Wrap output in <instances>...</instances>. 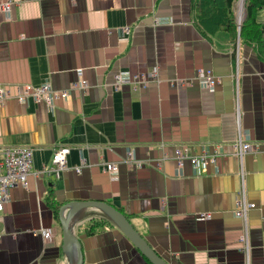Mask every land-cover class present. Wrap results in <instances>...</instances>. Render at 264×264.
I'll list each match as a JSON object with an SVG mask.
<instances>
[{
  "label": "crops",
  "instance_id": "0c3cea01",
  "mask_svg": "<svg viewBox=\"0 0 264 264\" xmlns=\"http://www.w3.org/2000/svg\"><path fill=\"white\" fill-rule=\"evenodd\" d=\"M194 2L0 0V86L10 94L0 104V147L33 149L26 184L10 189L0 211V264L67 263L49 191L58 201L111 203L169 264H245L231 144L237 136L264 143V61L226 31L207 33ZM257 20L264 26V8ZM198 69L220 77L212 90L195 80ZM154 70L158 82L132 85V75ZM118 72L123 80L115 89ZM80 76L86 92L71 89ZM176 78L193 83L176 87ZM43 82L69 89V97L51 107L15 98L23 84ZM180 144L193 154L220 145L223 155L199 170L189 162L179 168ZM60 145L70 152L55 178L44 169ZM128 154L150 165L131 166ZM106 162L118 171L106 172ZM243 167L256 204L248 215L249 264H264V152L247 154ZM88 219L75 229L82 264H150L114 225L86 233ZM42 229L52 230L50 240Z\"/></svg>",
  "mask_w": 264,
  "mask_h": 264
},
{
  "label": "built area",
  "instance_id": "2783aa9c",
  "mask_svg": "<svg viewBox=\"0 0 264 264\" xmlns=\"http://www.w3.org/2000/svg\"><path fill=\"white\" fill-rule=\"evenodd\" d=\"M5 9H8V4L3 5ZM155 24L159 23V19L156 17L154 19ZM129 29L125 28V32ZM123 73L118 72L115 75L114 88L122 83ZM195 80L199 82L200 85L212 90L215 85L220 81V77L215 75L209 69H198L196 72ZM159 81L157 77V72L154 70L151 74L146 72L136 73L131 76V83L134 87L144 88L148 86L150 82ZM193 83L192 78H176L171 80V84L176 87H181L183 85H190ZM71 89L73 90H83L84 92L88 89L87 81L80 76L79 80L72 84ZM69 89H56L50 82H43L38 85L34 84H23L21 88L14 95L19 102H28L32 100L33 102H44L48 107L53 106L55 100L67 99L69 97ZM10 97L9 92L5 86H0V104ZM238 90L235 96V102L238 105ZM238 109V107H236ZM238 116V113H237ZM232 151L231 154L235 156L239 161V177L240 186L236 196L234 215L242 221L241 228V249L244 254L245 264H249L250 258V241H249V224L248 215L256 207L254 202H251L247 197L245 172L243 167V159L247 154L250 153H261L264 152V143L261 142H249L243 140L241 136H237L232 141ZM212 151L207 149L203 150L201 153L193 154L189 152V147L185 144L177 145L174 148V159L177 162V166L181 168L185 162H189L191 166L199 170L200 168L206 166L209 163H214L216 158L223 155V150L220 145H217ZM70 152V148L65 145H60L53 150V154L47 168L44 169L45 174L49 176H54L59 178L61 173L67 168V156ZM32 156L33 149L30 146H2L0 147V211L4 210L5 203L9 200V191L11 188L17 185H25L28 176L31 174L32 168ZM129 157L125 159V162L129 163L131 166L140 168L142 166L150 165L149 161L136 160L132 158L130 154ZM161 160H157L155 163L156 168H160ZM82 165L76 166V170L79 172ZM103 168L106 172L112 174L118 171V164L114 162L103 163ZM199 217L207 219L210 218L211 214L209 212L198 213ZM42 236L45 240H50L52 238L51 229H42ZM3 233L0 232V238Z\"/></svg>",
  "mask_w": 264,
  "mask_h": 264
},
{
  "label": "trees",
  "instance_id": "16d2710c",
  "mask_svg": "<svg viewBox=\"0 0 264 264\" xmlns=\"http://www.w3.org/2000/svg\"><path fill=\"white\" fill-rule=\"evenodd\" d=\"M215 1L195 0L194 10L197 24L207 33L213 34L220 30L228 32L232 40H239L240 45L251 47L257 57L264 61V26L257 20L259 11L264 8V0H243L244 15L240 25L236 22L233 8L236 0H223L221 6H218ZM52 194L54 193L49 191L47 200L50 201L54 217L58 220V210L65 201H58L51 196ZM87 222L86 233L95 231L96 227L112 225L109 220L102 217H92Z\"/></svg>",
  "mask_w": 264,
  "mask_h": 264
},
{
  "label": "water",
  "instance_id": "95a60500",
  "mask_svg": "<svg viewBox=\"0 0 264 264\" xmlns=\"http://www.w3.org/2000/svg\"><path fill=\"white\" fill-rule=\"evenodd\" d=\"M242 6H243V0ZM242 19H237L240 25ZM239 37V34H238ZM95 209L96 213L88 210ZM102 217L116 226L150 264H169L146 241V239L134 228L128 218L116 207L100 200H72L62 204L58 210V221L62 231L61 250L66 255V264H82L83 253L79 236L75 229L80 220L87 217Z\"/></svg>",
  "mask_w": 264,
  "mask_h": 264
},
{
  "label": "rangeland",
  "instance_id": "374dc122",
  "mask_svg": "<svg viewBox=\"0 0 264 264\" xmlns=\"http://www.w3.org/2000/svg\"><path fill=\"white\" fill-rule=\"evenodd\" d=\"M234 11H236L237 13H239L238 14V16L240 17V19H242L243 18V15H244V10L242 9V2L241 1H239V0H236L235 2H234ZM90 217V216H89ZM83 219H86V218H83ZM82 219V220H83ZM82 220H80V222L82 221Z\"/></svg>",
  "mask_w": 264,
  "mask_h": 264
},
{
  "label": "bare ground",
  "instance_id": "6f19581e",
  "mask_svg": "<svg viewBox=\"0 0 264 264\" xmlns=\"http://www.w3.org/2000/svg\"><path fill=\"white\" fill-rule=\"evenodd\" d=\"M241 2H242V1H241ZM242 9H243V7H242ZM88 212H89V213H94V214L96 213L95 209L88 210Z\"/></svg>",
  "mask_w": 264,
  "mask_h": 264
}]
</instances>
